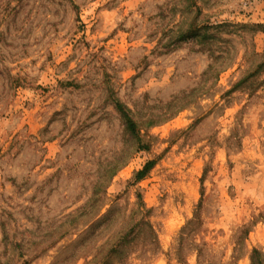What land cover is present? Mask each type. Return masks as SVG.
Instances as JSON below:
<instances>
[{"label":"rangeland","instance_id":"1","mask_svg":"<svg viewBox=\"0 0 264 264\" xmlns=\"http://www.w3.org/2000/svg\"><path fill=\"white\" fill-rule=\"evenodd\" d=\"M263 54L264 0H0V264H84L93 198L154 230L111 264L264 258Z\"/></svg>","mask_w":264,"mask_h":264},{"label":"trees","instance_id":"2","mask_svg":"<svg viewBox=\"0 0 264 264\" xmlns=\"http://www.w3.org/2000/svg\"><path fill=\"white\" fill-rule=\"evenodd\" d=\"M228 26V25H227ZM224 26H216L215 28H223ZM247 27L243 26L242 29H245ZM228 63L225 62V57L221 54L215 58H213V62L209 66L208 71L205 73L207 75L215 76L219 75L223 70H225L228 67ZM256 75H259L261 72H264V54H263V61L257 65L256 69ZM252 74V73H251ZM250 74V75H251ZM117 109L121 113V117L123 118L125 122V127L127 132L132 136L134 141L136 142L137 152L141 150L147 149V146H144L141 141L139 129L137 123L125 112L123 106L117 105ZM153 162H148L145 167L140 170L136 177L135 181L141 180L146 176V174L151 170L153 167ZM138 210L134 212V214L130 217H127L128 221L132 222V226L129 227V229L123 228V224L119 227V229L114 228L115 225H117L120 221V219L124 222L126 221L124 218H120L118 214H116V211L111 210L105 215L100 216V211L98 213L93 212V209L99 205L101 202L100 198H93L91 199L88 209L87 216L91 218L90 220L98 219V222L95 226V229L87 235V240H93L94 239H105L103 245L97 248V254H89L88 256H85V262L84 264H111L113 260H119L122 262L126 256H128L131 252H133V249H135L134 241L138 237L139 232L146 231L150 235L153 234L154 230L152 228L151 223L146 221V219L149 217V212L146 210V206L144 201L138 197ZM143 212V214H142ZM142 214L141 218H136L138 215ZM137 215V216H136ZM121 228V229H120ZM113 229V233L109 234ZM88 234V233H87ZM106 237V238H104ZM88 249L93 248V246H87ZM106 248L107 251L105 250ZM106 251L104 256L98 257L97 255L101 252ZM252 264H264V258L258 250L253 251V255L251 258ZM23 264H27L24 262Z\"/></svg>","mask_w":264,"mask_h":264}]
</instances>
